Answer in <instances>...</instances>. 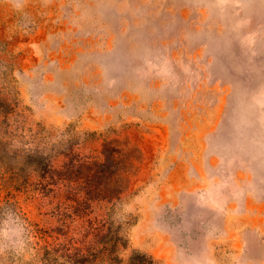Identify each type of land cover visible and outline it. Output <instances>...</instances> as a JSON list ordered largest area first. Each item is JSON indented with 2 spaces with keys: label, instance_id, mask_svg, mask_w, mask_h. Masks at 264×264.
Listing matches in <instances>:
<instances>
[{
  "label": "rangeland",
  "instance_id": "rangeland-1",
  "mask_svg": "<svg viewBox=\"0 0 264 264\" xmlns=\"http://www.w3.org/2000/svg\"><path fill=\"white\" fill-rule=\"evenodd\" d=\"M110 140L119 199L61 178ZM102 224L97 264H264V0H0V264Z\"/></svg>",
  "mask_w": 264,
  "mask_h": 264
},
{
  "label": "trees",
  "instance_id": "trees-1",
  "mask_svg": "<svg viewBox=\"0 0 264 264\" xmlns=\"http://www.w3.org/2000/svg\"><path fill=\"white\" fill-rule=\"evenodd\" d=\"M106 160L103 162L79 161L75 156L67 163L63 179L80 186L78 191L86 196L96 195L97 198L119 199L126 188L124 174L129 171L132 163V150L126 145L110 140L106 143ZM48 166V164H47ZM48 175H45L46 177ZM50 178L55 175H49ZM66 176V177H65ZM76 191V193H78ZM90 198V197H89ZM86 199L79 197L74 212L82 210ZM91 232L96 234V242L87 247L62 244L46 248L41 264H97L113 260V249L120 242V236L111 229L104 231V224L91 226ZM150 261V260H149Z\"/></svg>",
  "mask_w": 264,
  "mask_h": 264
}]
</instances>
